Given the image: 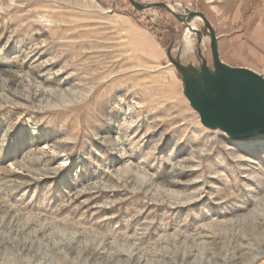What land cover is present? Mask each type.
<instances>
[{
	"label": "rangeland",
	"instance_id": "rangeland-1",
	"mask_svg": "<svg viewBox=\"0 0 264 264\" xmlns=\"http://www.w3.org/2000/svg\"><path fill=\"white\" fill-rule=\"evenodd\" d=\"M135 1L203 13L220 60L264 78V0ZM191 24L186 48L164 9L0 0V264H264V144L186 101L167 49L212 66Z\"/></svg>",
	"mask_w": 264,
	"mask_h": 264
},
{
	"label": "water",
	"instance_id": "water-1",
	"mask_svg": "<svg viewBox=\"0 0 264 264\" xmlns=\"http://www.w3.org/2000/svg\"><path fill=\"white\" fill-rule=\"evenodd\" d=\"M140 13L148 9H164L184 28L194 19H200L208 32L212 66L209 67L200 49L197 67L185 66L171 56L172 46L166 55L179 74L183 94L190 107L197 113L200 124L208 130L223 132L227 138L238 143L264 144V78L244 67H232L219 58L217 37L208 19L201 12L176 13L168 3H140L127 0ZM200 43L202 32L196 31Z\"/></svg>",
	"mask_w": 264,
	"mask_h": 264
},
{
	"label": "crops",
	"instance_id": "crops-1",
	"mask_svg": "<svg viewBox=\"0 0 264 264\" xmlns=\"http://www.w3.org/2000/svg\"><path fill=\"white\" fill-rule=\"evenodd\" d=\"M117 16L119 18H121L123 21H125L126 23H128L130 25L131 29L134 30V32H142V28L136 24L135 20H133V18L130 15L128 16V15H123V14H121V15L117 14ZM155 43H156L155 44L156 49L158 50V47H159L158 51L162 52V50L159 46L160 44H158L157 41H155Z\"/></svg>",
	"mask_w": 264,
	"mask_h": 264
},
{
	"label": "bare ground",
	"instance_id": "bare-ground-1",
	"mask_svg": "<svg viewBox=\"0 0 264 264\" xmlns=\"http://www.w3.org/2000/svg\"><path fill=\"white\" fill-rule=\"evenodd\" d=\"M169 7H171L172 9H174L172 6H170L169 5ZM185 30H186V34H185V36H184V44H185V47L186 48H189V46H190V39L188 38L189 37V35H190V32H192V33H195L196 31H198V30H196V28L194 27V25H192L191 23L189 24V28H184ZM183 33H184V31H183ZM196 34V33H195ZM187 39H188V41H187ZM187 41V42H186Z\"/></svg>",
	"mask_w": 264,
	"mask_h": 264
},
{
	"label": "built area",
	"instance_id": "built-area-1",
	"mask_svg": "<svg viewBox=\"0 0 264 264\" xmlns=\"http://www.w3.org/2000/svg\"><path fill=\"white\" fill-rule=\"evenodd\" d=\"M177 5V4H176ZM180 7H182V5H179Z\"/></svg>",
	"mask_w": 264,
	"mask_h": 264
}]
</instances>
